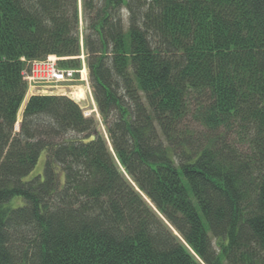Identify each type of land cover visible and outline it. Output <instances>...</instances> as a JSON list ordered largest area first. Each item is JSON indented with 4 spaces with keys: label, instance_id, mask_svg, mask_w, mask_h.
Here are the masks:
<instances>
[{
    "label": "trees",
    "instance_id": "16d2710c",
    "mask_svg": "<svg viewBox=\"0 0 264 264\" xmlns=\"http://www.w3.org/2000/svg\"><path fill=\"white\" fill-rule=\"evenodd\" d=\"M0 264H264V0H0Z\"/></svg>",
    "mask_w": 264,
    "mask_h": 264
},
{
    "label": "rangeland",
    "instance_id": "374dc122",
    "mask_svg": "<svg viewBox=\"0 0 264 264\" xmlns=\"http://www.w3.org/2000/svg\"><path fill=\"white\" fill-rule=\"evenodd\" d=\"M57 57V56H56ZM80 60L81 66L78 77H76L74 80L71 81H64V82H44L40 81L36 84L31 83V86L29 87V92L25 96L21 107L18 111L17 115V124L16 129L18 128V123L21 118V112L22 108L27 100V98L32 94H63L67 95L71 99H73L76 103H78L83 111V113H87L85 115H91L95 117V119L98 122V128L102 131V133L106 136V133L104 131L103 125L101 123V118L96 106V103L93 98L92 94V88L90 85L89 77H88V69L86 66V53L84 51V48L81 46L80 53L77 55V57ZM58 61V58L56 59ZM84 65V68H83ZM45 84H42V83ZM45 161V151H42L40 154V157L38 159L37 164L35 165L34 169L25 177L26 179L33 177L34 175L41 174L42 175V169ZM17 201H19V198H15L11 201L10 204H14Z\"/></svg>",
    "mask_w": 264,
    "mask_h": 264
},
{
    "label": "built area",
    "instance_id": "2783aa9c",
    "mask_svg": "<svg viewBox=\"0 0 264 264\" xmlns=\"http://www.w3.org/2000/svg\"><path fill=\"white\" fill-rule=\"evenodd\" d=\"M56 59L57 57L50 55L46 59L33 61L29 71L24 73L28 87L31 83L36 84L40 81L56 83L74 80L75 73H79L80 69H61ZM44 82L42 84H45Z\"/></svg>",
    "mask_w": 264,
    "mask_h": 264
}]
</instances>
